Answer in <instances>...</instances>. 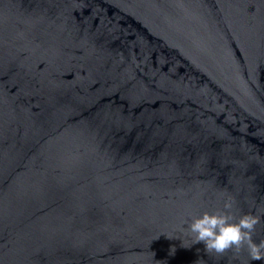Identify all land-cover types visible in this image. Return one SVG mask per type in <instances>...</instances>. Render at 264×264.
I'll return each instance as SVG.
<instances>
[{"label":"water","instance_id":"obj_1","mask_svg":"<svg viewBox=\"0 0 264 264\" xmlns=\"http://www.w3.org/2000/svg\"><path fill=\"white\" fill-rule=\"evenodd\" d=\"M229 199L264 240V0H0V264H264Z\"/></svg>","mask_w":264,"mask_h":264},{"label":"clouds","instance_id":"obj_2","mask_svg":"<svg viewBox=\"0 0 264 264\" xmlns=\"http://www.w3.org/2000/svg\"><path fill=\"white\" fill-rule=\"evenodd\" d=\"M233 207L234 201L226 200L221 210L204 212L185 221V229L191 234L194 244L202 243L207 253L223 254L233 250L238 255L246 250L251 261H264V240L253 239L261 216L244 213L237 219Z\"/></svg>","mask_w":264,"mask_h":264}]
</instances>
